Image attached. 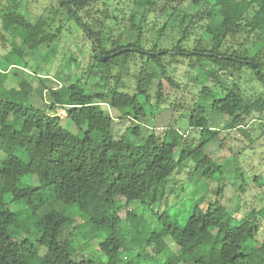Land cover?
Segmentation results:
<instances>
[{"label":"trees","instance_id":"obj_1","mask_svg":"<svg viewBox=\"0 0 264 264\" xmlns=\"http://www.w3.org/2000/svg\"><path fill=\"white\" fill-rule=\"evenodd\" d=\"M124 1H102L103 9L100 0H57L31 21L21 2L0 0V41L10 44L0 69V175L35 179L18 188L0 181V264H128L127 256L145 264H264V198L260 208L245 209L236 191L231 206L222 202L225 162L208 149L232 130L246 137L247 147L264 136V91H245L227 72L245 66L264 83V0H145L146 12L132 0L127 13ZM124 20L133 37L118 27ZM70 43H88L90 62L55 86L45 84L50 74L21 63L26 54L42 57L44 47L64 52ZM179 58L181 80L167 68ZM23 73L34 74L37 86ZM169 89L171 114L183 113L185 132L176 118L161 133L146 127ZM124 121L129 125L117 136ZM189 164L187 180L206 182L209 199L185 194V182L175 181ZM250 179L264 194L261 178ZM183 196L192 205L182 224L174 205ZM49 200L74 206L78 215L51 208ZM12 202L23 203L26 215L13 211ZM83 223L106 232L98 242L103 259L75 257L73 239Z\"/></svg>","mask_w":264,"mask_h":264},{"label":"rangeland","instance_id":"obj_2","mask_svg":"<svg viewBox=\"0 0 264 264\" xmlns=\"http://www.w3.org/2000/svg\"><path fill=\"white\" fill-rule=\"evenodd\" d=\"M21 2L20 6L23 8H28L30 10L29 18L31 21H35L36 18L39 16L40 13L49 11V6L51 7H57L58 3L57 0H18ZM102 1H107L108 4L112 3V0H100L98 5L100 8H107L105 5L103 6ZM122 2L124 0H121ZM3 3L4 0H2ZM127 5L125 7L126 13L128 12L129 8H131L132 0H125L124 1ZM52 4V5H51ZM117 7L119 5H115ZM137 12H146V5L145 0H138V7L135 8ZM110 10V8H109ZM101 17H103V12L98 13ZM149 18L152 20L153 16L149 15ZM126 19V18H125ZM125 22H120L118 24V27L123 29V33H125L128 37H133L135 35V29L131 27L130 21L124 20ZM110 22V21H109ZM110 26H112V23L110 22ZM71 30L74 31L75 35L79 36L82 35L81 31L75 26L74 23H71ZM11 41L12 38L8 37ZM69 43V41H67ZM61 43V47H62ZM10 44L9 42L2 43L0 41V69L2 68L1 65L4 62L3 55L9 48ZM88 48L89 44H85L82 47L80 43H70L69 48L67 47V50L63 52V49L58 47L55 51L54 49H47L44 47L42 49L43 56H34V55H25L23 58L24 60L21 61V63L24 61L28 65L32 66V69L36 72L40 73H48L51 75V77H46L45 84L49 86H55L56 84H59L60 77L63 74H71L73 71L76 72V76L80 75L82 71L86 70L88 63L90 62L89 56H88ZM47 49V50H46ZM71 58V59H70ZM182 58L177 59V61H172L169 63L167 68L169 69L170 73H172L175 77H177L178 80H181V77L183 75V71L185 68L184 63L181 62ZM227 72L232 73L236 78L239 77L241 87L247 92H254V90L260 89L261 91H264V83L254 79L249 74L250 70L249 68L243 66L236 67V66H227ZM27 73L21 74V76L26 77L27 79L31 80L32 84L37 86V80L35 79L34 74L25 75ZM20 76V77H21ZM20 77L17 78L20 79ZM255 88V89H254ZM169 95L170 98H167V100L162 104V109L157 111L153 116L149 115L145 121L146 127L148 129L154 128L158 133H161L163 128H165L170 119H177L178 124L180 126V129L182 132H185V124H183L184 115H180L179 113H175L174 115L171 114L169 102L173 99V96L175 95L174 90L169 89ZM32 100H34L37 104L43 105L37 95L32 97ZM58 113L61 115L64 114V111L58 109ZM46 113H50V111H47ZM109 113L113 116L117 114L115 110L110 109ZM129 125L128 121H124L121 123L120 127L116 128L117 136L123 132H125L126 127ZM70 126V125H69ZM258 125H255V128L253 132L251 133V138H255L256 135L259 133ZM127 137L129 139H133V137L129 134V132L126 133ZM191 134V137H198L196 133H194V130H189V133ZM221 141L217 140L213 143H211L208 146V149L211 151V155L213 158L216 159L218 162H225L224 170H225V176H226V187L224 188V196L221 199L222 202H225L226 205L231 206L235 201V193H240V202L243 203V207L245 209H249L250 206H255L256 208H260L263 206L262 203L259 202V197L262 196L264 198V194L262 193L261 189L258 187V185L254 184L250 178H253L254 176H258L261 178V181L264 182V136L259 139L257 142L253 144L252 147H247L248 140L246 137L240 135L236 130H232L229 134L221 133L220 135ZM220 143H222V146H218ZM17 153V152H16ZM3 158V153L0 151V160ZM191 164H189L185 170H181L176 175L177 183L185 182L182 187L184 188V193L190 195L193 192L196 193V196H203L205 200L209 199L210 196H212L210 188L208 184L204 181L199 180L198 178H193L187 180V170L189 169ZM245 173V181L246 184L244 185V191L239 190V185L241 183L240 179V173ZM187 180V181H186ZM0 181H3L8 188H18L23 185H35V179L28 176L19 177L16 175H13L9 171H5L4 174L0 175ZM217 184L216 181H213L210 183V186L215 187ZM182 194V193H181ZM184 195V194H182ZM179 200V199H178ZM51 200H49L50 203ZM263 202V201H262ZM48 204H46L47 206ZM191 200L189 197H182L180 200L174 205V212L182 213L183 215L180 216V223H185L187 215H189L191 211ZM23 203H15L12 202L10 204V208L15 211L21 213V215H26L25 208L23 210ZM51 208H57L60 210L65 211L66 213H71L75 215L77 214V210L74 206L61 204V203H50ZM162 209V208H161ZM43 210V209H41ZM242 210V209H241ZM27 211V210H26ZM172 211V210H171ZM82 219L79 217L76 219L75 223H80ZM147 221H150L151 227L156 228V223L151 219V217L147 216ZM30 231L32 234V237H36V232L33 229V227H30ZM106 232H91V229L85 224H81L80 228L78 230V236L75 244V257L76 258H87L94 262L97 260L103 259L98 251V242L103 238V235H105ZM263 235L262 230L259 232V236ZM91 236H94L90 238ZM211 233H206V238H210ZM84 241L86 243L85 247L81 248V246H84ZM169 249L171 251L174 250V246L172 242L168 241ZM43 249H41V252ZM24 254L30 258V255L24 250ZM150 254H152L150 252ZM124 260L128 264H145V261L139 260H133L130 256H127L124 258Z\"/></svg>","mask_w":264,"mask_h":264},{"label":"water","instance_id":"obj_3","mask_svg":"<svg viewBox=\"0 0 264 264\" xmlns=\"http://www.w3.org/2000/svg\"><path fill=\"white\" fill-rule=\"evenodd\" d=\"M71 8V10H72V12L74 13V11H73V9H72V7H70ZM117 52H115V53H113V54H116ZM98 55H99V57H100V59L102 60V61H104V60H106L107 59V55H101V53L98 51ZM250 64L255 68V71L257 72L258 70L256 69V66H255V64H253V63H251L250 62Z\"/></svg>","mask_w":264,"mask_h":264}]
</instances>
